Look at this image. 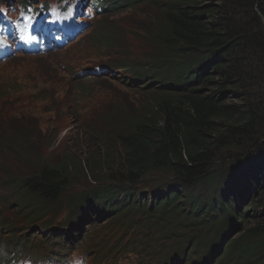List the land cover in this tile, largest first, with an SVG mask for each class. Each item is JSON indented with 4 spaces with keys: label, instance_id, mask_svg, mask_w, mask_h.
<instances>
[{
    "label": "trees",
    "instance_id": "obj_1",
    "mask_svg": "<svg viewBox=\"0 0 264 264\" xmlns=\"http://www.w3.org/2000/svg\"><path fill=\"white\" fill-rule=\"evenodd\" d=\"M110 1L105 13L129 11L142 21L133 43L150 48L149 64L131 71L128 86L142 90L148 102L126 110L74 94L83 100L75 108L91 102L88 115L97 125L101 120L97 127L106 128L102 142L110 150L115 134L125 182L113 186L107 179L67 198V167L75 173L107 168L109 176L123 168H110L109 160L121 164L118 156L79 153L45 161L44 143L29 132V149L16 145L18 157L8 154L0 165V177L13 185V203L30 226L38 219L53 226L66 212V222L57 225L70 233L92 217L134 229L141 217L146 227L136 236L143 246L168 251L164 228H175L191 249L212 239L208 261L221 249L219 263L264 264V0ZM104 28L100 24L95 44ZM28 159L34 167L26 174L6 170ZM153 173L154 186L138 192Z\"/></svg>",
    "mask_w": 264,
    "mask_h": 264
},
{
    "label": "rangeland",
    "instance_id": "obj_2",
    "mask_svg": "<svg viewBox=\"0 0 264 264\" xmlns=\"http://www.w3.org/2000/svg\"><path fill=\"white\" fill-rule=\"evenodd\" d=\"M116 11L110 12L104 17H95L92 31L88 33L89 38L92 35L95 36L100 24L107 26L105 36L98 38L97 46H91V43L82 45L76 42L55 52L56 56L53 57H18L10 63L0 65V144L4 145V150L0 147V165L4 159L7 161L8 154L14 153L17 156L14 150L16 145L26 144L25 146L29 149L31 142L29 132H32L38 143H44L45 150L42 153L44 154L42 158L45 161L65 162L71 156L79 153H85V158L92 159L95 154L104 153L118 156L121 162L122 150H119L115 142V134L109 135V144L116 146L110 150V147H106L102 142L106 135L102 136L101 132L106 128L97 127L101 120L97 125L96 121L90 119L88 114L93 111L91 102L86 107L78 109L75 108L76 99L70 96L77 93L81 97L92 94L93 97L126 110H132L148 102L142 90L139 91L128 86V70L110 68V71L101 77H91L88 73L78 75L81 69H88L90 65H97L101 62L127 64L131 70L134 68L139 70L144 68L145 64H149L147 50L150 48L146 50L143 43L141 45L133 43L134 38L141 35L135 30V25L141 26L142 21L129 11L118 13ZM108 42H110L111 49L104 50L102 45ZM52 62L58 66V69ZM107 73L108 75H105ZM115 129L122 130L123 127L118 125ZM24 134L25 138L23 139ZM87 149L90 151L88 152ZM19 157L22 159L21 155ZM108 162L112 170H117L120 166L123 168L117 170L115 174L107 176V168L102 172L95 170L90 173L85 170L75 173L70 172L67 167L68 183L65 186L68 191L67 198L77 192L106 185L105 180L107 179H114L113 186L124 183L125 165L122 162L119 165L118 162L111 160ZM33 167L34 164L28 159L18 163L10 162V166L6 165V170L16 174H26L27 170H32ZM155 175L156 173L146 176L141 184L136 186L138 192H143L144 189L150 191L155 184ZM108 184L111 185V182L108 181ZM234 194L236 195V193ZM8 195L9 193L4 192L0 185V225L7 223L16 231L27 230V218L16 212L15 204L8 200ZM242 204L243 202L238 207L241 208ZM65 213L63 212L61 216ZM94 218L84 221L83 232L69 237L60 231L55 234L56 239H62L66 255H82L81 237L88 236L93 241V248L92 252L87 255L89 256L87 261L95 258L96 262L100 260L106 262L107 258H104L103 255L107 249H111L115 254L114 243L122 244L130 235H135L137 240L136 235L143 232L146 227L145 221L141 217L134 229L112 227L111 224L104 223L105 220L102 221L104 217H98L99 221L95 223L96 227L91 228L88 222H92ZM59 220L53 218L52 222L54 224ZM40 225L49 226V223L39 222L38 219L36 226ZM164 231H167L165 241L171 245H182L184 252L188 250L191 243L187 244L178 232L175 233L177 231L175 228L173 230V228L165 227ZM44 237L50 240L53 236L44 235ZM5 238L7 236L4 237V240ZM199 241L207 246L204 248L199 245L197 255L208 251L210 249L208 244L213 242L210 238L208 242L204 239H199ZM214 256L219 257V251ZM215 259L212 264H215Z\"/></svg>",
    "mask_w": 264,
    "mask_h": 264
},
{
    "label": "clouds",
    "instance_id": "obj_3",
    "mask_svg": "<svg viewBox=\"0 0 264 264\" xmlns=\"http://www.w3.org/2000/svg\"><path fill=\"white\" fill-rule=\"evenodd\" d=\"M0 2L3 7L2 13L0 12V18L3 17L9 20L4 21V23L0 20V36H5L3 32L7 33V31L13 30L11 27L13 26L12 21L17 23L14 26V37L5 38L1 43L2 46H4L3 51H9L14 46L17 47L16 44L24 39H27L29 46L33 48V54L27 55L21 53L19 56H10L5 61L0 62V65L10 63L18 57H53L56 56L55 52L61 51L76 42L82 45L91 43V46H97L98 39L96 40L97 44H95L93 35L89 38L88 33L92 31L95 17L102 16V13L106 16L108 13L105 12L109 11L111 7L110 0H0ZM11 12L15 13L13 17L9 15ZM63 17H68L71 19L72 23H76L78 32L74 37H67L65 35L69 23H64L62 21ZM106 28L107 26H105L104 29ZM105 32L104 30V36ZM57 36L59 39L63 38L65 40L66 38V43L63 45L60 44L61 47H58L57 42L55 43L54 41ZM102 48L104 50L111 49L110 42L104 43ZM53 64L57 67L56 69H58V66L55 63ZM90 66L88 69H81L78 75L81 73H88L91 77H101V75L110 71V68H118L128 70V85L131 83L129 81V75L134 69L131 70L130 66L127 64L101 62L97 65ZM105 75H108V73ZM78 89L81 90L80 87H78ZM76 95H78V93ZM70 96L74 97L77 102L79 100L83 101L75 97L74 94ZM81 98L83 99L84 97ZM0 185L4 192L9 193L8 200L13 203V185L10 182L5 184V180L2 177H0ZM181 238L185 239L183 235ZM194 253L197 254L198 252Z\"/></svg>",
    "mask_w": 264,
    "mask_h": 264
}]
</instances>
